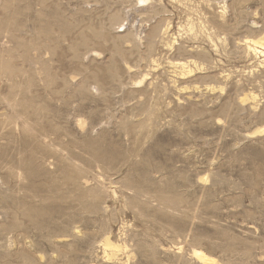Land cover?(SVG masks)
Masks as SVG:
<instances>
[{"label":"rangeland","instance_id":"374dc122","mask_svg":"<svg viewBox=\"0 0 264 264\" xmlns=\"http://www.w3.org/2000/svg\"><path fill=\"white\" fill-rule=\"evenodd\" d=\"M197 250L264 264V0H0V264Z\"/></svg>","mask_w":264,"mask_h":264},{"label":"bare ground","instance_id":"6f19581e","mask_svg":"<svg viewBox=\"0 0 264 264\" xmlns=\"http://www.w3.org/2000/svg\"><path fill=\"white\" fill-rule=\"evenodd\" d=\"M140 3H145L148 0H138ZM19 27V26H18ZM14 29V28H13ZM16 29V28H15ZM24 37V36H23ZM5 38H6V43L3 46H10L12 44L13 39V31H6L5 33ZM21 38V37H20ZM19 42V41H18ZM19 44V43H18ZM22 44V43H21ZM254 45V44H253ZM19 46V45H18ZM251 48V47H250ZM176 62V61H175ZM180 63V62H179ZM176 64V63H175ZM176 66V65H175ZM184 66V65H183ZM21 70V69H20ZM19 72V71H18ZM10 74V73H9ZM181 74V73H180ZM184 75V74H183ZM13 76V75H12ZM6 78V77H5ZM16 85V84H15ZM12 86V85H11ZM5 100V99H4ZM8 103V102H7ZM4 110V109H3ZM105 246L109 247L111 249L117 248V245H114L111 240L107 237L106 241H105ZM121 248V247H118ZM116 250V249H115ZM106 251V250H105ZM195 255L197 256V258L199 260H201V262L203 261L206 264H221L219 263V261H216L214 258H211L210 256L206 255L205 253L197 250L194 251ZM194 255V254H193Z\"/></svg>","mask_w":264,"mask_h":264}]
</instances>
